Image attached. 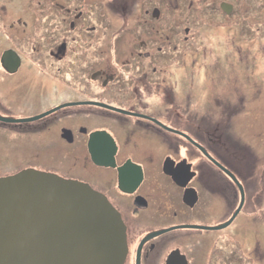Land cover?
<instances>
[{"label":"flooded vegetation","instance_id":"1","mask_svg":"<svg viewBox=\"0 0 264 264\" xmlns=\"http://www.w3.org/2000/svg\"><path fill=\"white\" fill-rule=\"evenodd\" d=\"M15 3L0 5V178L90 185L121 216L123 264H264V185L241 175L239 132L255 127L199 108L216 74L237 66L239 80L251 53L264 58V0ZM95 131L112 164L93 160Z\"/></svg>","mask_w":264,"mask_h":264},{"label":"water","instance_id":"2","mask_svg":"<svg viewBox=\"0 0 264 264\" xmlns=\"http://www.w3.org/2000/svg\"><path fill=\"white\" fill-rule=\"evenodd\" d=\"M100 138L110 142L92 132V158L112 164L94 150ZM126 255L119 212L90 185L36 170L0 178V264H123Z\"/></svg>","mask_w":264,"mask_h":264},{"label":"rangeland","instance_id":"3","mask_svg":"<svg viewBox=\"0 0 264 264\" xmlns=\"http://www.w3.org/2000/svg\"><path fill=\"white\" fill-rule=\"evenodd\" d=\"M16 1L17 0H0V5L8 4V6H10L9 12L11 14H18V10L15 7V5H17L15 3ZM171 1L174 3L176 0ZM236 17L237 15L234 14V16L231 18V21L234 22ZM226 22L231 24L230 21ZM226 22L224 23L221 21L219 22V24L227 25ZM263 24L264 19L262 25ZM216 28L221 29L220 25L218 27H214L213 29ZM228 28L229 26L227 27V29ZM252 32L253 31L251 30L250 37H253L251 35ZM227 33L228 36L231 37L230 28L229 30H227ZM248 60L249 61L246 62L249 64L248 68L247 70L244 69V74L240 76L239 80L237 79L236 75L239 74L238 71L241 70V68L237 66H235L234 68V73L225 72L222 79L219 75L216 74V82L213 84V86L210 87L209 90H205L206 97L209 96V102H205L204 99L206 107L201 105V107L199 106V108L201 109V111H203L202 113L205 114V110L209 109V107L213 105L216 111L213 110L212 113H215V116H217L216 119L220 120L221 118H225V115L221 110V105L224 104V108L230 107V110L233 111V114L231 115V120L234 125H240L243 128L255 127L251 129L249 128L250 131H246L245 133L244 131L239 132V134L243 138L242 141L245 140V144H248L249 147V151L247 149H244V151L247 153V157L244 158V163L241 166L244 170L241 175L246 181L245 185H264V58L260 60H254L253 62L251 53ZM258 63L259 65L263 66L260 72L259 68L256 67ZM153 99H156V96L153 97ZM255 101L259 105V107L257 108L254 104ZM261 109H263V111H261ZM256 128L259 129L257 133L255 132L257 130ZM236 131L238 132V130L234 129L235 133ZM57 133V130H53V140L59 146H68L66 144L67 142L64 139H62V141L60 140L61 137L59 138ZM240 135H235L236 141H241ZM54 147L56 148V146ZM53 161L57 163L62 162L61 164L66 165L68 163L63 161L62 157L55 155L53 156Z\"/></svg>","mask_w":264,"mask_h":264}]
</instances>
